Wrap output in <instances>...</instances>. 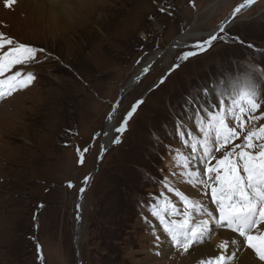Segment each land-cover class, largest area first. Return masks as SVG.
<instances>
[{
    "label": "rangeland",
    "instance_id": "obj_1",
    "mask_svg": "<svg viewBox=\"0 0 264 264\" xmlns=\"http://www.w3.org/2000/svg\"><path fill=\"white\" fill-rule=\"evenodd\" d=\"M39 1L9 9L0 0V33L50 53L30 66L37 78L29 88L0 101V264H195L201 257L181 255L167 243L165 255H154L144 221L152 219L147 202L162 191L163 176L181 191H193L186 177L169 175L181 171L170 167L169 152L183 148L175 134L178 120L202 138L193 121L196 104H210L221 92L229 102L246 104L242 92L253 80L264 89V0L226 25L224 40L182 63L151 91L185 43L206 37L243 0H88L37 26ZM178 39L184 41L168 56ZM156 52L162 53L151 71L119 98L117 120L136 99L144 104L123 142L111 144L97 161L102 139L93 142L92 136L108 126L113 103L140 67L137 60L144 64ZM77 147L90 149L82 165ZM92 171L78 210L80 189Z\"/></svg>",
    "mask_w": 264,
    "mask_h": 264
},
{
    "label": "snow or ice",
    "instance_id": "obj_2",
    "mask_svg": "<svg viewBox=\"0 0 264 264\" xmlns=\"http://www.w3.org/2000/svg\"><path fill=\"white\" fill-rule=\"evenodd\" d=\"M256 2L243 0L218 29L206 37H194L191 44L185 43L175 62L148 91L163 85L182 63L207 52L218 40H224L228 35L226 25L234 23L238 15ZM17 3L18 0H3L9 9ZM160 11L165 12L166 9L161 7ZM228 39L244 43L238 36H228ZM49 56L43 47L22 43L0 33V101L29 88L37 78L30 66L42 63ZM136 63L140 69L134 80L138 82L151 71L152 65L142 64V60ZM259 71L264 74V68ZM220 78H224V72L220 73ZM242 96L246 104L243 100L238 103L236 98L229 102L221 92L210 104L195 105L193 121L203 133L202 138L190 127H185L182 120L177 121L175 134L183 148L169 149L173 156L170 167L181 171H170L169 175L186 177L184 182L193 191H181L171 184L168 176H163L159 181L162 191L150 195L147 204L152 219L145 216L144 221L154 240V255L163 254L165 243L181 255H191L198 246L210 241L214 232H219L223 236L219 244L211 254L199 258L195 264H264V89L253 80ZM194 99L186 103H194ZM144 102L143 98L133 101L119 120L120 101L113 105L107 117L108 126L92 136L93 142L98 138L107 141L101 143L98 159L103 157L107 144L123 142L129 121ZM205 120L208 122L206 128L200 126V122ZM209 130L214 135L210 136ZM76 151L82 165L90 149L77 147ZM89 179L86 176L84 183L87 184ZM68 186L73 185L69 182ZM80 191L83 193L85 188L81 187ZM195 194L202 199H195ZM172 195L184 205L183 210L171 199ZM177 215L183 219H170ZM197 216L204 218L196 220ZM36 247L39 258L43 259L39 243Z\"/></svg>",
    "mask_w": 264,
    "mask_h": 264
},
{
    "label": "bare ground",
    "instance_id": "obj_3",
    "mask_svg": "<svg viewBox=\"0 0 264 264\" xmlns=\"http://www.w3.org/2000/svg\"><path fill=\"white\" fill-rule=\"evenodd\" d=\"M31 0H18L19 3H22L23 5L27 6L29 3H30ZM33 1V0H32ZM39 1V0H35V3ZM85 1H88V0H79V1H76L74 3H72L70 5V3L66 0H41L39 1V5H37L36 9H38L37 11V16L39 18V21L37 19H35V24H37V26H41L42 24H44L45 26V23L47 20H50L57 15V14H67V12H69V9L70 7L73 8L74 5H77V4H81V3H85ZM91 2V1H90ZM87 3V2H86ZM37 4V3H36ZM35 4V5H36ZM17 7V6H15ZM19 9V7H18ZM21 9V8H20ZM23 9V8H22ZM31 10V9H30ZM33 10V9H32ZM11 11V10H10ZM21 10L17 11L18 13H20ZM23 12V11H21ZM4 11L2 12L0 10V14H3ZM15 14H16V11H15ZM22 14L24 15H30L29 13H25L23 12ZM36 15V13H34ZM7 15V13H6ZM4 16V15H3ZM31 16V15H30ZM33 16V15H32ZM1 17V16H0ZM21 17V16H20ZM32 18V17H31ZM36 18V17H35ZM27 20V19H25ZM29 20V19H28ZM33 20V19H32ZM38 21V22H37ZM54 21H55V18H54ZM33 22V21H32ZM37 22V23H36ZM23 23V22H22ZM25 24V23H23ZM34 24V25H35ZM43 28V27H42ZM47 28V27H46ZM49 30H51V26H49ZM180 38V37H179ZM177 39V38H176ZM175 39V40H176ZM182 41H184L183 39H178L176 42H172V45L170 47H172L171 50H168L169 48L165 49V50H168L169 53H168V56L173 54L174 52V49L175 47H173V45H176V43H182ZM176 51V50H175ZM157 53V52H156ZM160 53V52H159ZM153 58V57H152ZM131 88V87H130ZM130 91V89H129ZM9 114V113H7ZM102 143H107V141H104ZM204 217H199L197 216L196 217V220H199V219H203ZM225 235H227V233H225ZM223 238V236L219 233V232H214L212 234V237H211V240L208 241L207 243L201 245V246H198L197 249L193 252V255L195 258H198V257H203V256H206L208 254H211L215 248L216 245L219 244L220 240ZM164 245L163 247V255H165L168 251H166V247H169V246H166ZM168 249V248H167ZM179 254V253H178ZM192 255V256H193ZM177 262V261H176Z\"/></svg>",
    "mask_w": 264,
    "mask_h": 264
},
{
    "label": "water",
    "instance_id": "obj_4",
    "mask_svg": "<svg viewBox=\"0 0 264 264\" xmlns=\"http://www.w3.org/2000/svg\"><path fill=\"white\" fill-rule=\"evenodd\" d=\"M230 17V15L227 17V18H229ZM226 18V19H227ZM225 19V20H226ZM224 20V21H225ZM223 21V22H224ZM222 22V23H223ZM221 23V24H222ZM220 24V25H221ZM220 25H218L216 28H215V30L216 29H218V27L220 26ZM171 45H172V43H171ZM170 45V46H171ZM162 52H164V51H162ZM162 52H160V53H157L156 55H155V57L154 58H152V56L149 58V60L148 61H146L144 64H148V63H151L152 64V61L154 60V59H156V58H158L159 57V54H161ZM140 69V68H139ZM139 69L137 70V72L139 71ZM137 72L132 76V78L130 79V81L127 83V85H125V87L119 92V97H118V99H116V101L113 103V105H115L116 103H117V101L119 100V98H121L123 95H124V93L126 92V91H128L129 89H130V87H132V85L133 84H135V83H137V81H135L134 80V77L137 75ZM113 108V107H112ZM112 111V110H111ZM101 148V147H100ZM95 173V171H92L90 174H89V176L88 177H90V179H89V181H88V183L87 184H85L83 187L85 188V191H86V189H87V187H88V185H89V183H90V181H91V178L93 177V174ZM85 191L83 192V193H81V191H80V194H79V198H78V201H77V205H76V209H80L81 207H77L78 205H82V203H83V197H84V194H85ZM79 227H80V219H77L76 218V225H75V241H76V239H77V231H78V229H79Z\"/></svg>",
    "mask_w": 264,
    "mask_h": 264
}]
</instances>
